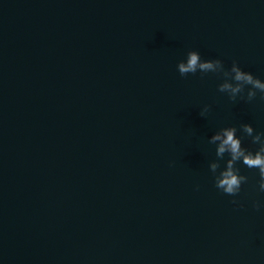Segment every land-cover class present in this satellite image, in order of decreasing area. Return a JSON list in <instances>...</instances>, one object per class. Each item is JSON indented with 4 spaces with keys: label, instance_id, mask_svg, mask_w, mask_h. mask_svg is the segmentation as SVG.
I'll return each mask as SVG.
<instances>
[{
    "label": "water",
    "instance_id": "95a60500",
    "mask_svg": "<svg viewBox=\"0 0 264 264\" xmlns=\"http://www.w3.org/2000/svg\"><path fill=\"white\" fill-rule=\"evenodd\" d=\"M189 50L264 81V0H0V264H264L258 170L229 196L208 167L264 100Z\"/></svg>",
    "mask_w": 264,
    "mask_h": 264
},
{
    "label": "clouds",
    "instance_id": "9594fccd",
    "mask_svg": "<svg viewBox=\"0 0 264 264\" xmlns=\"http://www.w3.org/2000/svg\"><path fill=\"white\" fill-rule=\"evenodd\" d=\"M181 76L195 74L213 73L222 77V82L217 85L220 93L227 95L230 101L240 99L248 102L253 101L257 93L260 99L264 100V81L255 77L252 73L242 70L236 61H233L229 68H225L220 59L202 60L200 54L195 50H189L185 59L176 65ZM210 110L209 105H205L200 115L204 116ZM243 134L251 137L252 144L258 145L255 151L242 146L241 139L237 137L235 126L220 128L209 137L208 143L215 145V156L217 160L209 163V170L213 173L214 184L217 189L229 196H236L241 190V185L247 183V177L240 174V169L236 166L238 162L249 169L258 170L259 190L264 192V133L256 132L248 123L240 125ZM227 154L228 159L224 162L223 169L220 168L219 160L224 159ZM237 204L238 201H231ZM253 207L259 209L260 204L253 202Z\"/></svg>",
    "mask_w": 264,
    "mask_h": 264
}]
</instances>
